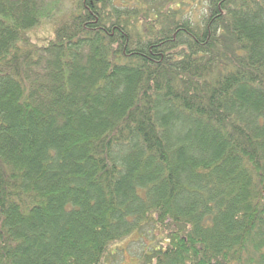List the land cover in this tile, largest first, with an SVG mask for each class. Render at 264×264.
<instances>
[{
  "label": "trees",
  "instance_id": "obj_1",
  "mask_svg": "<svg viewBox=\"0 0 264 264\" xmlns=\"http://www.w3.org/2000/svg\"><path fill=\"white\" fill-rule=\"evenodd\" d=\"M56 3L0 0V264H264V0Z\"/></svg>",
  "mask_w": 264,
  "mask_h": 264
},
{
  "label": "rangeland",
  "instance_id": "obj_2",
  "mask_svg": "<svg viewBox=\"0 0 264 264\" xmlns=\"http://www.w3.org/2000/svg\"><path fill=\"white\" fill-rule=\"evenodd\" d=\"M46 1V0H44ZM73 3V0H57V8H55V11H57L59 14H62L63 12L66 11V13L69 11V9L71 8ZM199 11V9L197 8H190L189 12L194 16L195 14H197ZM65 16V15H64ZM53 19L51 18H43V20L41 21V23L31 29V35L33 39H37L40 38L41 40H45L46 38L48 39V36H50L52 34V24H53ZM135 237V236H133ZM138 242H131V241H122L119 243V247L122 249L120 251V254L117 255L118 258V262H116L117 264H137V251L139 252V250L141 249V247H139L138 249Z\"/></svg>",
  "mask_w": 264,
  "mask_h": 264
}]
</instances>
